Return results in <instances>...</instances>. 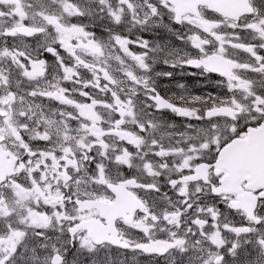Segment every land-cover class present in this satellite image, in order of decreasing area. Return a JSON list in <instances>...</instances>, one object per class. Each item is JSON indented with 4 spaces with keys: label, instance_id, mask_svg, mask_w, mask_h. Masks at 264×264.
<instances>
[{
    "label": "snow or ice",
    "instance_id": "snow-or-ice-1",
    "mask_svg": "<svg viewBox=\"0 0 264 264\" xmlns=\"http://www.w3.org/2000/svg\"><path fill=\"white\" fill-rule=\"evenodd\" d=\"M129 255L264 264V0H0V264Z\"/></svg>",
    "mask_w": 264,
    "mask_h": 264
},
{
    "label": "flooded vegetation",
    "instance_id": "flooded-vegetation-1",
    "mask_svg": "<svg viewBox=\"0 0 264 264\" xmlns=\"http://www.w3.org/2000/svg\"><path fill=\"white\" fill-rule=\"evenodd\" d=\"M97 31H99V30H97ZM154 31L156 33L155 35L149 34V33H144L143 35L145 36V38L155 40L158 42H164L165 38L162 35H157L159 33V31L157 29ZM168 41H171L172 44L179 45V41H177L174 36L169 35ZM49 59H51V58L49 57ZM161 66H162V64H157L155 66L154 71L155 72H172L173 77H172L170 82H167L166 79L163 77L158 78L157 82L159 84L169 85V88L173 92H179V89L175 88L172 85H174L176 83L182 84L183 82H181V81H184L185 83H183V84L186 85V87L189 88L194 93H202L204 91H209V90L213 91V83L210 82L207 78L202 77L201 79H198L195 75L190 74V73L196 72L198 70H194V69L181 70V69H172L169 67H167V69H162ZM183 71H189L190 73L184 74ZM197 84H200V88L197 87ZM167 118L170 121H175L177 124H180L182 122L181 121L182 118L175 117L172 114H168ZM128 259H129V262L131 264L132 258L130 255H129ZM136 264H147V258L146 257H138ZM158 264H160V262H158Z\"/></svg>",
    "mask_w": 264,
    "mask_h": 264
},
{
    "label": "bare ground",
    "instance_id": "bare-ground-1",
    "mask_svg": "<svg viewBox=\"0 0 264 264\" xmlns=\"http://www.w3.org/2000/svg\"><path fill=\"white\" fill-rule=\"evenodd\" d=\"M159 31V33L157 35H162L164 38H165V41H168L169 40V35L167 32H165L163 29H157ZM162 69H167V67L165 65L162 64ZM184 74H189L190 72L189 71H183ZM198 79H201L202 76H199V75H195ZM167 82H170L171 80H168L166 79ZM183 83H185L184 81H181ZM182 83V84H183ZM206 84V83H205ZM204 84V85H205ZM161 85H165V84H161ZM197 87L200 88V84H197ZM163 90H166V91H170V92H173L170 88H167V89H162ZM216 89L214 88V84H213V91H215Z\"/></svg>",
    "mask_w": 264,
    "mask_h": 264
}]
</instances>
